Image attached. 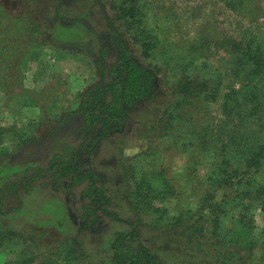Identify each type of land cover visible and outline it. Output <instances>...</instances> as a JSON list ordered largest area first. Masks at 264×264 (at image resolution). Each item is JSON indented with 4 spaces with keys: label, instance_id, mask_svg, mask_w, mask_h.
Returning a JSON list of instances; mask_svg holds the SVG:
<instances>
[{
    "label": "rangeland",
    "instance_id": "1",
    "mask_svg": "<svg viewBox=\"0 0 264 264\" xmlns=\"http://www.w3.org/2000/svg\"><path fill=\"white\" fill-rule=\"evenodd\" d=\"M6 1L14 14L22 15L20 22L17 18L19 33L29 41L31 50L44 39L51 46L43 49L39 59L29 60L33 51L28 52L30 48L24 43L20 50L26 49L27 61L9 87H0V129L8 150L0 155V188L30 175L34 167L46 165L54 155L71 158L72 147L89 142L78 108L80 95L92 84L105 80L99 66L112 64L121 50L119 40L107 25L103 5L122 30L126 29L121 26L120 15L128 17L135 12L142 24L134 23L137 17L127 23L126 39L136 58L149 66L151 93L133 106L126 122L106 135L96 151L81 155V169L90 168L102 175L100 184L105 183L113 195L109 210L140 225L145 244L166 264H264V212L258 193L253 195L254 211L234 209L233 215H223L219 225L209 217V200L220 197L223 190L212 187L209 178L211 166L215 165L211 163L216 160L199 145L204 139L202 132L207 129L208 138L217 139L220 145L229 140L227 129L231 121L223 115L221 99L210 105L202 97L191 104L184 102L174 113H180L182 120L170 119L172 125L167 120L175 93L188 78L183 69L192 66L194 56L197 75L204 80L209 75L221 76L223 91L232 82L231 45L244 39L250 22L261 13L259 21L264 23V0ZM38 23L43 29L33 30ZM152 35L158 42L155 47H146L143 41ZM102 45L106 48L105 57L100 53ZM0 66V76L8 77V65ZM19 74L22 81H18ZM7 94L18 103L16 109L5 104ZM262 113L264 104L259 110ZM255 116L245 127L249 128L246 134L253 129L264 137V126L256 125ZM240 130L241 138L244 129ZM184 131L193 136L186 144L181 135ZM234 153L235 150L231 159L235 158ZM86 185L87 182L74 184L69 179L57 181L46 174L35 181L33 191L28 193L22 188L20 209L0 217V229L19 231L8 248L0 249V264H20L19 258H25L21 252L30 241L20 237L23 226L33 224L43 232L50 230L53 241L56 223L84 246L88 264H115L111 243L116 233L128 226L104 215H86ZM9 192L1 191L5 210L19 205L17 197ZM204 199L208 200L205 205ZM231 199L236 202L235 193ZM194 202L198 204L194 206ZM231 207L238 204L232 203ZM245 221L252 226L250 243L237 230L243 228ZM60 223L65 227H60ZM227 227L235 230L226 232ZM47 244L43 254L55 251V246L60 254L67 247L53 243L52 251V242ZM227 258L231 259L225 263Z\"/></svg>",
    "mask_w": 264,
    "mask_h": 264
},
{
    "label": "trees",
    "instance_id": "2",
    "mask_svg": "<svg viewBox=\"0 0 264 264\" xmlns=\"http://www.w3.org/2000/svg\"><path fill=\"white\" fill-rule=\"evenodd\" d=\"M96 1L98 2V0ZM9 6L6 0H0V65L5 67L8 65V77L0 76V87L2 88L10 86V82L15 79L17 72L22 70L20 67L23 62L27 61L25 58L26 49L20 50L24 43H27L30 48L28 52L33 51L29 60L39 59L38 56L42 55L43 49L51 46V42L44 39L37 46L39 50H35L37 47L31 50L29 41L21 37L19 33L20 25L18 24L22 15L14 14ZM102 10L110 31L116 35L121 44V50L112 64L99 66L105 80L92 84L80 95L81 100L78 108L79 112L83 114L86 131L89 132V142L72 147L71 158H65L61 154L54 155L46 165L34 167L30 175L27 173V175L11 182L6 188H0V217H5L12 211L16 212L15 210L20 209L23 203V198L20 195L21 189H25L28 193L33 191L35 181L46 174H51L57 181L69 179L74 184L87 182L84 190L86 215L93 217L104 215L109 220L124 221L128 226V229L117 232L111 243L113 262L115 264H166L145 244L144 231L140 225L118 212L114 213L109 210L108 206L113 203V195L105 183L100 184V181L103 180L102 175L90 168L81 169V155L96 151L106 135L126 122L133 106L145 100L151 93L152 79L149 66L136 58L134 50L126 39V30L128 31L126 24L133 23L132 20L136 17L134 23L142 24L141 18L135 12L128 17L120 15L119 19L123 20L121 26H125L126 29L122 30L115 17L106 14L104 5ZM262 16L261 13L250 22L244 39L232 43L229 55H232L233 59L234 74L231 77L234 78L224 91L222 90L221 76L212 78L209 75V79L204 80L202 75H197L198 70L194 67L197 64V57L194 56L191 63L192 68L187 66L183 69L188 72V78L183 84H180L179 90L175 93L174 103L169 108L171 111L167 120L168 124L172 125L174 122H171L170 119L176 120L177 118L178 122L182 120L180 113H174L182 107L184 102L191 104L193 100L202 97L201 100L209 101L210 105V103L221 99L223 115L227 116L228 122L231 121L229 127L231 131L227 129L228 143L223 141L220 145L217 139L208 138L209 129H207L202 132L204 139L199 145L200 150L204 148L207 155L212 153L210 158L213 161L216 160L215 163H211V165H215L211 166L213 171L209 178L212 187L218 186L223 190L220 197L213 200L209 198L212 200L211 202L209 200V217L215 225H219L223 215L227 212L228 216L233 215L232 210L234 209L244 207L245 212L252 209L254 211L255 197L253 195L257 193L258 197L262 199L260 204L264 212V137L261 136V133L256 135L257 130L253 129L250 134H246L249 128L248 130L245 128L249 126L250 118L255 116L254 114H257L253 120L256 125L264 126V113L259 114V110L264 104V23L259 21ZM15 19L16 21H14ZM35 26L32 28L33 30L41 31L43 29L39 23ZM100 41L102 40L100 39ZM157 42L158 38H153V35L143 41L146 47L150 45L155 47ZM100 53L102 57H105L106 48L104 45L101 46ZM63 56L64 53L59 55V57ZM19 80H23V78L20 79V74ZM7 97L8 100L6 99L5 104L16 109L18 103L11 101V94H7ZM35 104L37 105V103ZM231 125H235V127ZM240 128L244 129L241 138L239 136ZM2 130L0 129V155L8 151L2 140ZM181 135L183 138L185 137L184 144L193 139L192 134L187 131L182 132ZM234 143L237 146L232 147ZM189 145L192 144L189 143ZM233 150L236 152L233 156L235 158L231 159ZM209 174L210 172H208V177ZM146 182L149 185V182ZM150 187L148 186V190H152ZM2 190L9 194L11 191L12 195L17 197L19 205L8 207L5 210V197L1 194ZM229 192H231V196L235 193L236 202L231 199ZM206 201L208 200L204 199V205ZM232 203H237L238 207H231ZM197 204V202L193 203L194 206ZM188 205L191 207L190 204ZM53 227L56 229H53V241H51L52 236L48 234L50 230L43 232L42 228H37L33 224L23 226L20 237L23 236L30 243L25 245L21 252L25 258H19L20 262L16 261L20 264H88L84 246L78 245L76 238L68 231L60 230L57 223L53 224ZM60 227H65V224L60 223ZM251 228V224L246 222L243 228L237 229L241 230L246 243L252 241L249 237ZM234 230L226 228V232ZM18 232L11 229H0V249L8 248L11 245L10 242L18 238ZM229 238L231 237L229 236ZM46 241L52 242V245L49 246L52 251L53 243L66 244L67 247L62 249L59 254L54 245L55 251L43 254L44 244L48 245ZM28 251H32L34 254L28 253ZM230 259L227 258L225 263Z\"/></svg>",
    "mask_w": 264,
    "mask_h": 264
}]
</instances>
